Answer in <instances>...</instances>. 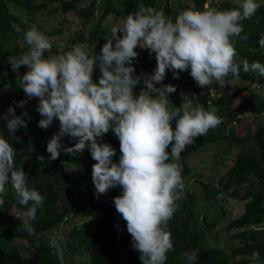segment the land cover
Instances as JSON below:
<instances>
[{"label":"clouds","instance_id":"9594fccd","mask_svg":"<svg viewBox=\"0 0 264 264\" xmlns=\"http://www.w3.org/2000/svg\"><path fill=\"white\" fill-rule=\"evenodd\" d=\"M259 7L257 0H242L239 8L231 10L201 11L193 4L174 20L163 10L141 8L111 29L99 53L96 44L84 43L63 54L46 56L52 51V42L32 25L23 36L28 51L8 58L12 71L27 68L20 86L27 99L17 105L23 108L28 100L37 98L36 111L42 117L38 127L46 130L54 119L59 121V131L47 143L49 159H58L61 138L71 137L77 142L63 147L64 154L90 151L95 161L91 179L97 198L112 188L122 189L113 198L115 210L126 222L132 248L142 264H166L168 253L174 250L168 224L184 193L181 153L222 123L215 107L209 105L206 110L199 103L193 105L195 95L189 98L183 94V104L170 109L169 95L177 88L163 84L167 71L178 79L179 73L190 70L198 87L210 89L214 84L224 88L229 76L238 79L241 64L245 73L264 76V64H250L247 59L237 62L233 41L234 37L248 39L241 36V21L251 19ZM259 44L264 47V36ZM138 47L154 53L156 67L152 74L134 75ZM97 67L98 82L93 79ZM141 81L143 87L137 95L134 89ZM183 105L191 107L181 111ZM27 115H17L9 106L0 119L5 121L8 133L19 139L14 134L21 128L27 130ZM110 130L119 140L118 162L113 161L116 149L100 142ZM16 152L12 143L0 136V208L10 184L18 204L25 209L20 226L32 235V222L45 200L28 186L22 165L17 168ZM49 246L59 247L55 237ZM198 256L199 250H193L182 258L187 264H195ZM252 258L259 259V252H253Z\"/></svg>","mask_w":264,"mask_h":264},{"label":"trees","instance_id":"16d2710c","mask_svg":"<svg viewBox=\"0 0 264 264\" xmlns=\"http://www.w3.org/2000/svg\"><path fill=\"white\" fill-rule=\"evenodd\" d=\"M204 1L189 0L178 2L179 4L175 6L171 0H125L121 4L120 0H0L2 39L0 59L19 57L25 53L27 45L23 40L24 33L32 25L36 26V16L45 11L50 12V15L55 12L62 15L72 14L81 21L82 27L71 34L63 29L53 32V36L57 34L66 40L65 52L75 45L88 43L96 44L95 50L99 53L105 39L111 35V29L117 24H122L129 13L139 11L140 4L143 8L154 7L156 10H163L165 16L174 20L182 10L193 4L196 10L202 9ZM236 8L239 6L228 1L221 4L222 10ZM21 14H24L25 18H20ZM110 15H114V24L107 26L105 22ZM241 25L244 30L241 36L247 35L248 39L233 38L237 62L247 59L250 64L252 62L264 64V47L259 44V39L264 36V4L260 5L251 19L242 20ZM56 41L57 39H53L52 44L54 45ZM136 51L138 57L133 61L134 75L145 70H151L152 74L156 67L154 53L150 55L147 50L139 48ZM3 71L4 68L0 67V75ZM19 71L23 74L27 71L26 66H21ZM181 73L182 81L175 85L177 90L180 87H190L193 95L197 97L193 105L199 103L208 110V95L201 94L208 88L198 87L190 76V70ZM99 76L97 67L93 74L94 81L98 82ZM168 79L165 77L163 84H168ZM238 79L250 81L251 85L229 92L232 84ZM238 79L229 76L224 88L215 84L211 86L218 91L211 99V106L217 109V115L222 118V123L217 128L209 130V136L206 134L197 138L181 153L179 161L185 185L184 179L191 172L188 158L206 143L223 139L236 142L241 147L232 166L218 180L221 190L226 192L234 189L232 196L245 203L244 212L232 219L227 226L228 236L232 241L238 242L237 246H230V252L209 246L206 233L200 226L203 217L194 209L193 197L185 185L183 193L186 196L185 207L177 209L168 224L174 250L168 253L166 264H187L182 256L185 252L193 250H199L195 264H256L264 261V125L259 124L254 131L248 130L246 133L240 128L235 133V126L241 119H243L241 123L244 124L245 118L248 117L264 118V95L252 90V85L256 82L264 84V76L258 75L256 78L253 72L245 73L241 64ZM141 89L142 86L137 85L134 93L138 95ZM173 97L174 93L170 94L169 100L171 101ZM19 98L27 99L23 89L20 90ZM37 103V98H33L21 108L17 102H13L12 107L15 108L17 115L22 112L28 113L24 117L28 121L27 130L21 128L14 134L19 139H14L8 133L5 121L0 119V136L12 143L17 150L15 156L17 168L21 165L23 168L26 158L31 159L27 174L28 186L35 188L45 200L43 208L37 211L36 219L32 222L35 234L30 235L20 226L21 214L25 209L18 204L11 185L7 186L3 196L5 204L0 208V264H142L139 253L132 248L126 222L115 210L113 198L120 195L122 189L112 188L97 198L91 179L92 165L95 161L88 149L78 176L63 172L60 168L62 160L80 165L82 154L65 155L63 151V147H71L77 142L71 137L61 138L63 158L59 156L54 161L49 159L50 153L46 147L52 135L38 127V121L42 117L36 111ZM8 108L0 109V115L6 113ZM100 142L109 143L116 149L113 161L118 162L119 140L112 137V131L105 134ZM40 156L44 159L40 160ZM253 178L260 186L258 191L249 189L239 193L235 189L256 182ZM99 213L102 217L96 229L93 221ZM74 214L88 220V224L75 226L69 230L66 233L65 246L58 244V248L50 247L52 233L64 223H68L69 217ZM66 217L68 220L65 222ZM253 252H259V259L252 258ZM82 255H87V260H82ZM74 257H77L78 261L74 262Z\"/></svg>","mask_w":264,"mask_h":264},{"label":"rangeland","instance_id":"374dc122","mask_svg":"<svg viewBox=\"0 0 264 264\" xmlns=\"http://www.w3.org/2000/svg\"><path fill=\"white\" fill-rule=\"evenodd\" d=\"M122 1L120 0V4ZM189 0H171V3L177 6L178 2H188ZM228 1L232 4L240 6L242 0H219L220 4ZM260 5L264 4V0H257ZM143 8V5L140 4V9ZM20 18H25L24 14L20 15ZM114 15H110L107 18L105 24L108 26H112L114 24ZM36 27L43 32L50 40L53 42V39H57L56 43L52 44V51L50 53H45L46 56L49 55H59L65 53L67 48L66 40L61 38L59 35H52L53 32L59 31L63 29L67 32L73 33L78 31L81 26V21L75 15H62L60 12H55L50 15V12L45 11L39 13L36 16ZM0 37V41H1ZM139 48V47H138ZM140 49V48H139ZM28 51V46L25 48V52ZM67 52V51H66ZM0 67L4 68V71L0 75V109L7 108L9 106H13V102L21 101L19 98L21 86V72H14L11 69V64L7 59H0ZM151 70H145L144 72L138 74H150ZM135 74V75H138ZM257 78L258 74L253 73ZM183 73H179V78H173V74L171 70L167 71L168 84L171 83L173 85L178 84L182 81ZM139 86L143 87V81H141ZM251 85L250 81H246L243 79H238L234 84H232L229 92H234L236 89L241 88L243 86ZM180 87L173 97L169 104L170 109L175 107H180L183 104V94H187L189 97L193 95L192 89L190 92L187 90H181ZM253 92H257L260 95H264V84H260L256 82L252 85ZM24 100V99H23ZM190 105H183L181 107V111L189 110ZM243 119L239 122L241 123ZM260 120V121H259ZM259 121V122H258ZM257 122V123H256ZM238 123L235 128V133L241 128L245 131V133L250 130L254 131L257 125H264V118H255L254 116L245 118L244 124ZM47 134L53 135L59 131V121L54 119L53 123L48 129H43ZM230 131V130H229ZM228 131V132H229ZM210 135V132L207 133ZM112 137H116L114 133H112ZM241 147L237 145L236 142H229L227 140L219 139L217 141H211L206 143L203 147L194 152L189 158L188 163L191 168L190 174L184 179L185 185L187 186L188 191L191 193L193 197L194 209L196 212L201 215L203 218L201 219V228L206 233V239L209 246L226 249L230 252V246H237V241H232L227 233V226L230 221L236 217H239L245 209V203L237 200L232 196V191H223L219 188L218 180L223 177V175L229 170V168L233 164V160L235 156L239 153ZM86 151L82 153L80 159V165H75L71 163H67L62 160L60 168L64 173L70 174L74 177L78 176L80 172L81 166L84 165ZM252 151V149H250ZM60 157L63 158L62 153ZM31 159L26 158L23 162V171L28 174L30 169ZM254 179V178H253ZM255 180V179H254ZM256 182H252L250 184H246L243 186L236 187L235 189L239 191V193H244L249 189H253L254 191H258L260 186ZM225 192L229 200L226 202L214 201L217 197L219 191ZM186 196L182 195L181 199L177 201L178 207L177 209L185 207ZM102 217V214L99 213L98 217L94 219L93 225H95L96 229L98 228L99 221ZM92 222V221H90ZM88 224V220L80 217L77 214L69 217L68 223H64L57 231L52 233V237H55L58 244L61 246L66 245V233L71 230L75 226H83ZM213 224V225H212ZM212 225V226H211ZM82 260H87V255L81 256ZM67 259V257H66ZM78 261L77 257H74V262ZM256 264H264V261H261Z\"/></svg>","mask_w":264,"mask_h":264},{"label":"built area","instance_id":"2783aa9c","mask_svg":"<svg viewBox=\"0 0 264 264\" xmlns=\"http://www.w3.org/2000/svg\"><path fill=\"white\" fill-rule=\"evenodd\" d=\"M212 9L215 8L217 10H222L221 9V4L219 2V0H205L204 4H203V8L199 9V10H205V9ZM218 91L215 89H210L208 88L206 91H202L201 94L203 95H208V104L211 105V99L215 96V94H217ZM227 200H229L228 195L223 192V191H219L217 194V197L214 199V201H219V202H226ZM68 220V218H65V222Z\"/></svg>","mask_w":264,"mask_h":264},{"label":"crops","instance_id":"0c3cea01","mask_svg":"<svg viewBox=\"0 0 264 264\" xmlns=\"http://www.w3.org/2000/svg\"><path fill=\"white\" fill-rule=\"evenodd\" d=\"M142 72H144V71H142ZM167 77V76H166ZM182 89L181 90H187L188 92H190V87H181ZM177 92H175L174 93V97H175V94H176ZM189 98H191V96L189 97ZM172 101V100H171ZM113 133V132H112Z\"/></svg>","mask_w":264,"mask_h":264}]
</instances>
